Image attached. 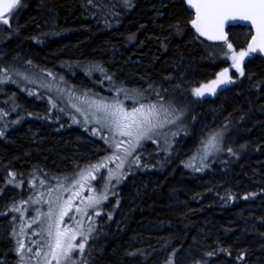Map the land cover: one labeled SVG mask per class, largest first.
<instances>
[{
	"label": "trees",
	"instance_id": "trees-1",
	"mask_svg": "<svg viewBox=\"0 0 264 264\" xmlns=\"http://www.w3.org/2000/svg\"><path fill=\"white\" fill-rule=\"evenodd\" d=\"M10 18L0 38V117L8 123L0 183L9 171L66 175L108 151L66 124L68 115H58L60 126L45 102L3 83L4 66L56 70L87 91L157 90L182 101L186 133L156 160L145 158L153 143L143 147L142 168L120 185L112 220L87 245L88 264H264V56H250L232 84L194 94L226 68L227 43L246 49L250 27L229 26L227 43L208 42L191 27L186 0H20ZM219 129L228 130L230 153L206 173L187 168L203 137ZM0 264H17L6 228Z\"/></svg>",
	"mask_w": 264,
	"mask_h": 264
},
{
	"label": "rangeland",
	"instance_id": "rangeland-1",
	"mask_svg": "<svg viewBox=\"0 0 264 264\" xmlns=\"http://www.w3.org/2000/svg\"><path fill=\"white\" fill-rule=\"evenodd\" d=\"M16 7L5 16L9 23H0V38L1 29L10 25V14ZM233 50L228 49L226 65L232 68V76L239 74L233 66ZM234 51L238 53L246 49ZM252 55L253 53H249L240 60L242 69ZM2 71L3 83L21 87L45 102L42 107L56 113L54 120L60 126L62 123L58 115H68L66 124L78 125L92 137L101 139L108 151L91 164L74 166L69 174L52 176L50 179L37 171L24 177L17 176L12 171L5 172L6 180L0 183V205L1 208L5 204L7 206L0 211V217L8 213V220L0 225V232L5 228L9 231L13 249L17 254V264H47L48 261L50 264H57V261L48 255L50 247L55 244L57 232L74 236L70 241L74 245H85L82 250L75 249L71 253V259L61 260L60 264H88L85 254L87 245L96 236L99 228L112 220L114 211L111 209L117 208L118 200H115L113 208L111 201L116 199L119 187L127 176L135 172L138 166H142L143 147L153 143L154 151L148 153L145 158L156 160L159 154L166 156L171 153L179 137L185 135L187 113L182 101L169 99L157 90H151L148 94L110 86H105L104 92L82 90L71 85L56 70H46L29 63L9 64L4 66ZM141 105L145 106V110L148 106L155 105V115L151 119L156 127L147 134L150 138L137 141L134 137L120 134L112 123L114 117L111 113L117 107L131 112L133 108H140ZM104 106L113 107L105 111ZM7 125V121L1 120L0 117V133L3 134ZM227 131L219 129L207 133L200 145L185 160L186 167L199 173L212 169L213 164L218 163L224 153H230L231 148L226 150ZM214 136L215 140L209 144ZM120 142L123 143L117 148L115 145ZM125 149L131 152V155H127ZM113 156L119 159H110ZM98 164L105 166L92 167ZM121 164L122 166L118 167Z\"/></svg>",
	"mask_w": 264,
	"mask_h": 264
},
{
	"label": "snow or ice",
	"instance_id": "snow-or-ice-1",
	"mask_svg": "<svg viewBox=\"0 0 264 264\" xmlns=\"http://www.w3.org/2000/svg\"><path fill=\"white\" fill-rule=\"evenodd\" d=\"M187 2L190 7H194L196 10V18L192 20L193 26L201 35L206 36L210 40L227 43L228 38L223 31L226 20L239 19L250 21L255 25L257 36L253 37V42L248 45V51H240L237 53L233 50L232 53L233 66L237 68L241 76L244 75L243 69L240 66V60L248 55L249 52L264 51V0H187ZM17 4H19V0H0V23H9L8 19L5 18V13L16 7ZM227 48L231 50L233 49V45L227 43ZM227 73L228 69H225L219 74L216 80L196 88L194 94L196 96H202L205 92L214 93L219 85L231 83L232 80L228 78ZM104 107L105 111H107L108 108L113 106ZM111 115L114 117L112 123L115 124L120 134L127 137H134L137 141L141 138H150L147 134L156 127L151 119L155 115V105L148 106L147 110H145V106L141 105L140 108H133L131 112H125L122 108L117 107ZM214 140L215 136L212 137L209 144ZM121 143L123 142L117 143L115 146L119 148ZM125 152L127 155H131V152L127 149H125ZM110 159H119V157L113 156ZM104 166L103 164H98L92 167L100 168ZM120 166L122 164L118 165V167ZM81 176H83V173H81ZM94 202L99 203V201ZM64 214L62 213V215ZM74 238V236H67L66 233L57 232L55 244L50 247L48 255L56 260L57 264H60L61 260H70L71 253L75 249L82 250L85 246L83 243L79 245L72 244L70 241ZM66 240L69 242L66 243ZM47 264H50V261Z\"/></svg>",
	"mask_w": 264,
	"mask_h": 264
},
{
	"label": "water",
	"instance_id": "water-1",
	"mask_svg": "<svg viewBox=\"0 0 264 264\" xmlns=\"http://www.w3.org/2000/svg\"><path fill=\"white\" fill-rule=\"evenodd\" d=\"M186 2H187V0H186ZM187 4H188V2H187ZM188 6H189V4H188ZM189 8H190V10L193 12V19H192V20H194V19L196 18V10H195L194 7H190V6H189ZM12 9H13V8H12ZM12 9H11L9 12L5 13V16L8 15V14L12 11ZM190 25H191V27L193 28V30H194V31H195L200 37H202L203 39H205L206 41H208V42H213V43L222 42V41H214V40H210V39H208L206 36L201 35V34L197 31V29L193 26L192 21H191ZM235 25L249 26V27H251V29H252V36H251V38H250V40H249V42H248V44H247V47H246V52H247V51H248V45H249L250 43L253 42V37H256V36H257L256 27H255V25H253L250 21H244V20H239V19H237V20H226V21L224 22V26H223V31H224V33L227 35V28H228L229 26H235ZM249 53H254V54H256V55L264 56V51H252V52H249ZM249 53H248V54H249ZM225 69H228V73H227V75L229 76V74L232 72V68H228V67H226ZM225 69H223V71H224ZM223 71H222V72H223ZM220 73H221V72H220ZM220 73H219V74H220ZM219 74H218V76H219ZM231 80H232V82L229 83V84H232V83H233V79H232V78H231ZM229 84H228V85H229Z\"/></svg>",
	"mask_w": 264,
	"mask_h": 264
},
{
	"label": "flooded vegetation",
	"instance_id": "flooded-vegetation-1",
	"mask_svg": "<svg viewBox=\"0 0 264 264\" xmlns=\"http://www.w3.org/2000/svg\"><path fill=\"white\" fill-rule=\"evenodd\" d=\"M231 74H232V72L229 74V76L227 75V76H228V78H230V79L232 78V77H231ZM228 84H229V83H228ZM228 84H227V85H228Z\"/></svg>",
	"mask_w": 264,
	"mask_h": 264
}]
</instances>
